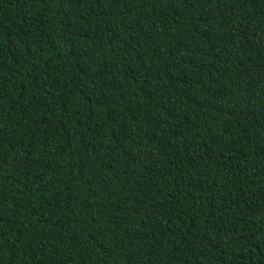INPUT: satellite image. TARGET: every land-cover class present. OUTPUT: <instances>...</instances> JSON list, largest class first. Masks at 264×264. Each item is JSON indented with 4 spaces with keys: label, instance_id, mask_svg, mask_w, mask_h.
<instances>
[{
    "label": "trees",
    "instance_id": "obj_1",
    "mask_svg": "<svg viewBox=\"0 0 264 264\" xmlns=\"http://www.w3.org/2000/svg\"><path fill=\"white\" fill-rule=\"evenodd\" d=\"M0 264H264V0H0Z\"/></svg>",
    "mask_w": 264,
    "mask_h": 264
}]
</instances>
